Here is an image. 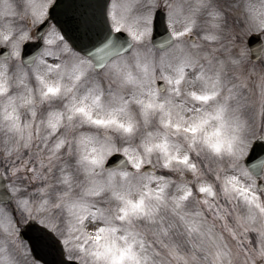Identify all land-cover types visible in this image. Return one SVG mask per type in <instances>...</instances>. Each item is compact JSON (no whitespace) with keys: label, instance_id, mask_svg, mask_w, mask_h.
<instances>
[{"label":"snow or ice","instance_id":"6c2138e0","mask_svg":"<svg viewBox=\"0 0 264 264\" xmlns=\"http://www.w3.org/2000/svg\"><path fill=\"white\" fill-rule=\"evenodd\" d=\"M238 7L0 0V264H264V0Z\"/></svg>","mask_w":264,"mask_h":264},{"label":"water","instance_id":"95a60500","mask_svg":"<svg viewBox=\"0 0 264 264\" xmlns=\"http://www.w3.org/2000/svg\"><path fill=\"white\" fill-rule=\"evenodd\" d=\"M248 44H249L251 49L255 46V44H256L255 34H252L248 38ZM261 147H264V141H257L256 151L259 152L261 150ZM37 234H38V229L37 228H35V227L34 228H30V229L26 230L24 238L27 240L29 236H35Z\"/></svg>","mask_w":264,"mask_h":264},{"label":"rangeland","instance_id":"374dc122","mask_svg":"<svg viewBox=\"0 0 264 264\" xmlns=\"http://www.w3.org/2000/svg\"><path fill=\"white\" fill-rule=\"evenodd\" d=\"M229 2H230L231 4L239 5V7L236 8V9L234 10V13H233V15H235V16L238 17V22H239V13H242V12H243V6H244L245 3H247V0H229ZM253 2H255V3L258 4V3L260 2V0H253ZM197 35H199V32H197ZM250 35H251V34H249V36H250ZM249 36H248V37H249ZM248 37L246 38V42H247Z\"/></svg>","mask_w":264,"mask_h":264}]
</instances>
